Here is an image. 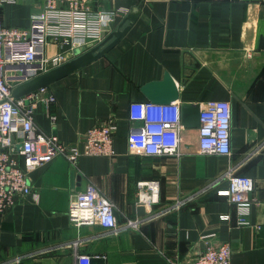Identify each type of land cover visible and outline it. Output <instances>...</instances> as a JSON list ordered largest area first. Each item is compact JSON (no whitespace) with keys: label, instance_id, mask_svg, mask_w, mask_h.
I'll use <instances>...</instances> for the list:
<instances>
[{"label":"crops","instance_id":"crops-1","mask_svg":"<svg viewBox=\"0 0 264 264\" xmlns=\"http://www.w3.org/2000/svg\"><path fill=\"white\" fill-rule=\"evenodd\" d=\"M43 1L4 4V25L27 27ZM102 5L127 9L110 31L130 13L134 21L102 56L47 85L55 98L53 122L40 104L33 119L42 131L77 145L89 127L112 121L115 154L80 156L76 168L56 156L30 170L32 194L0 213V264H76L77 253L101 256L95 259L100 264H192L201 250L221 242L230 246L231 264H264V0ZM59 50L48 43L43 52ZM165 72L179 81V103H230V154L199 152L197 128L183 125L180 154L128 149L135 124L129 103L147 100L141 86ZM13 138L19 141L18 132ZM229 174L253 182L245 225L235 205L217 193L227 188ZM150 179L159 182V199L147 207L136 201L135 190L137 181ZM82 181L114 203L117 228L69 222L70 196L82 190ZM127 218L139 219L138 228L125 226Z\"/></svg>","mask_w":264,"mask_h":264},{"label":"built area","instance_id":"built-area-1","mask_svg":"<svg viewBox=\"0 0 264 264\" xmlns=\"http://www.w3.org/2000/svg\"><path fill=\"white\" fill-rule=\"evenodd\" d=\"M111 0H44L41 8L30 17L27 27L4 25L0 11V213L12 206L18 197L32 194L28 172L35 167L63 156L76 168L80 156H113L112 121L89 127L82 135L81 145L63 143L55 134L38 128L33 119L36 107L43 105L45 115L54 121L49 111L54 95L43 86L22 97L11 95V88L29 78L74 57L79 49L87 50L108 34L117 17L126 13L123 6L105 8ZM15 0H0L4 4ZM48 43L61 50L44 55ZM129 119L134 122L127 137L128 149L143 155L180 154V103L156 104L148 100L129 103ZM231 107L226 100H208L200 105L197 127V149L201 153L228 155L230 145ZM18 132L19 141L13 134ZM253 187L247 175L229 174L228 186L218 194L227 197L238 212V223H248L246 215ZM136 201L149 207L159 199L156 179L136 182ZM34 198L36 195L33 194ZM67 216L78 227L98 224L106 229L118 226L114 203L92 186L70 196ZM227 217V215H222ZM139 219L125 221V226L137 229ZM76 264H100L85 253L76 254ZM192 264H231V249L227 242L201 250Z\"/></svg>","mask_w":264,"mask_h":264},{"label":"water","instance_id":"water-1","mask_svg":"<svg viewBox=\"0 0 264 264\" xmlns=\"http://www.w3.org/2000/svg\"><path fill=\"white\" fill-rule=\"evenodd\" d=\"M134 18L133 14H128L115 29H112L96 45L87 50L79 49L78 53L67 61L14 85L11 88V95L15 98L26 96L55 80L79 70L81 67L102 56L119 41L134 21ZM125 21H127L126 25H124ZM112 26L113 23L111 24ZM178 88L179 81L174 79L168 72H165L162 79L148 81L140 89L148 101L156 104H170L178 100ZM199 110V103H180V121L183 127L197 128L199 126ZM74 178L76 176L72 172L73 182ZM85 188L86 182L82 181L81 189L84 190Z\"/></svg>","mask_w":264,"mask_h":264}]
</instances>
